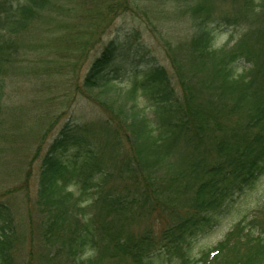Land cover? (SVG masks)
Here are the masks:
<instances>
[{
    "label": "trees",
    "instance_id": "16d2710c",
    "mask_svg": "<svg viewBox=\"0 0 264 264\" xmlns=\"http://www.w3.org/2000/svg\"><path fill=\"white\" fill-rule=\"evenodd\" d=\"M70 1L66 23L83 30L54 48L73 67L87 65L68 94L100 105L104 116L69 118L43 154L32 220L40 247L27 252L28 264H264V205L193 255L199 234L264 175V0H221L235 4L224 11L220 0H176L192 32L183 42L165 40L171 69L157 49L130 53L127 33L89 62L94 37L83 33H97L100 11L137 13L138 0ZM58 7L0 0V126L24 33ZM246 23L233 46L216 45L220 30ZM3 197L0 264H21L30 233Z\"/></svg>",
    "mask_w": 264,
    "mask_h": 264
},
{
    "label": "rangeland",
    "instance_id": "374dc122",
    "mask_svg": "<svg viewBox=\"0 0 264 264\" xmlns=\"http://www.w3.org/2000/svg\"><path fill=\"white\" fill-rule=\"evenodd\" d=\"M58 2L63 7H58L54 12L46 11L35 26L24 33L21 41L24 50L6 76L4 118L0 126V196H4L3 199L7 201L9 199L19 230L30 233L22 246V255L19 257L21 264H28L29 250L39 252L40 245L32 238L33 225H36L32 220L38 218L33 201L43 154L69 118L82 120L104 116L100 105L78 92L68 94L73 80L87 65L82 62V70L81 67L75 68L67 62L68 58L56 52V48H62L59 41L61 36L70 38L82 28L79 25L73 30L66 23L73 18V11L66 9L73 6L72 2ZM230 5L225 6L220 0L218 10L224 11L226 7L233 9L235 6L233 2ZM136 10L137 13L100 11L95 26L97 33H83L84 37H94V43L87 52L89 62L99 54L108 40L116 36L124 37L127 33L133 48L130 53L138 48L152 53L157 49L159 61L171 69L163 46L166 39L183 42L190 37L192 22L189 15L176 0H138ZM263 21L264 18L262 24ZM65 23L68 26H64ZM249 25L246 23L220 30L216 45L233 46ZM235 63L239 71L244 65L247 66L242 60ZM262 205L264 175L253 187L238 195L233 205L219 213L218 223L214 227L207 233L199 234L194 241L193 255L199 257L203 250L222 239L237 221L251 215ZM34 263L46 264L38 259Z\"/></svg>",
    "mask_w": 264,
    "mask_h": 264
}]
</instances>
